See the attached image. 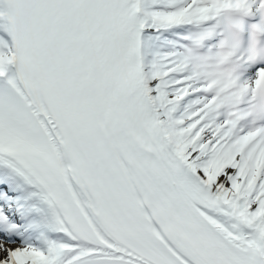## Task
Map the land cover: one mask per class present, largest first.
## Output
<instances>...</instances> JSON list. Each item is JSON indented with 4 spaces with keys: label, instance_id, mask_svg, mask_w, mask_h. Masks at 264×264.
<instances>
[{
    "label": "snow or ice",
    "instance_id": "obj_1",
    "mask_svg": "<svg viewBox=\"0 0 264 264\" xmlns=\"http://www.w3.org/2000/svg\"><path fill=\"white\" fill-rule=\"evenodd\" d=\"M0 264H264V0H0Z\"/></svg>",
    "mask_w": 264,
    "mask_h": 264
}]
</instances>
